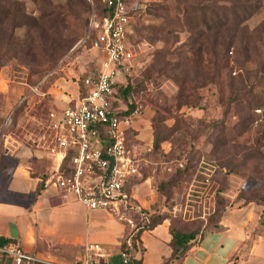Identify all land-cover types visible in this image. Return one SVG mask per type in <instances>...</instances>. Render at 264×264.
<instances>
[{
	"label": "rangeland",
	"instance_id": "rangeland-1",
	"mask_svg": "<svg viewBox=\"0 0 264 264\" xmlns=\"http://www.w3.org/2000/svg\"><path fill=\"white\" fill-rule=\"evenodd\" d=\"M21 1L25 2L27 12L33 17L40 14L37 4L30 0ZM86 1L90 4L88 11L73 9L68 12L67 0H53L60 10L69 13L65 34L73 43L70 49L57 54L51 53L50 49L37 48L31 53L29 65L10 59L0 67V167L5 170H10L24 156L30 162L33 174L49 172L53 161L47 155L37 160L31 154L34 148L45 151L52 146L59 148L49 128L48 114L79 93L83 78L102 66L103 53L95 46L96 38L88 32L92 5L99 12L102 0ZM156 2H166L172 11L159 12L162 16L158 17L152 12L148 13L149 5ZM126 6L139 26L160 23L163 19L167 24V17L179 15L174 10L176 5L173 0H126ZM263 20L264 10H261L245 24L251 30ZM17 33L23 36L25 31L21 28ZM174 35L168 43L160 40L151 43L144 39L133 44L135 57L126 74L127 81L133 87L128 100L134 102L135 107H140L141 111L145 108L150 111L152 137V125L161 134L170 136L159 144L158 149H153L152 144L148 148H141L129 136L128 145L139 161L141 173L133 183L140 184L150 178L146 185L133 193L148 198L154 193L157 199L148 209L133 205L132 208L128 206L127 210L132 213L136 226L149 223L151 217L157 219L165 215L171 218L175 226L185 228L194 224L205 231L213 223L210 217L218 216L215 212L217 200L223 201L221 209L230 201L242 200L237 198L239 194L249 197L256 192L264 194V160H249L244 165L236 166L249 150L260 148L264 151V140L257 142L264 130V112L246 133L233 141L240 143V147L234 148L233 144H229L217 148L215 137L219 131L209 125L225 117L228 88L225 86L221 89L213 82L215 67L201 69L197 75L192 72L185 75L187 68L177 67L179 61L174 55L168 57L164 71H158L160 62L156 52L159 49L189 47L184 46L191 40L188 32ZM258 52L257 59L262 61L264 38ZM227 75L226 70L222 71L221 79L225 80ZM257 112L260 113V110ZM225 121L228 137L236 118L232 115L226 117ZM10 140L13 141L11 147L8 146ZM233 155L235 158L231 159ZM204 163L214 165L212 189L215 193L206 203L209 207L206 215L192 218L189 214L183 215L185 194L193 179L201 177L198 170H202L200 165H206ZM160 184L165 194L158 191ZM197 209L201 210V207ZM180 220L188 224L185 226L179 223Z\"/></svg>",
	"mask_w": 264,
	"mask_h": 264
},
{
	"label": "trees",
	"instance_id": "trees-1",
	"mask_svg": "<svg viewBox=\"0 0 264 264\" xmlns=\"http://www.w3.org/2000/svg\"><path fill=\"white\" fill-rule=\"evenodd\" d=\"M30 1L39 7L40 14L37 17L27 12L25 2L21 0H0V67L10 59H16L23 65H29L31 53L37 48L50 49L51 53L63 54L73 45L65 34L68 28L66 21L68 12L73 9L84 11L90 9V4L86 0H67L66 3L69 6L66 13L60 10V6L55 5L53 0ZM124 2L126 4V0ZM173 2L176 5L174 10L179 12V15L167 17V24L163 19L160 23L152 22L139 26L129 11L132 19L127 32L128 39L132 44H137L144 39L151 43L158 40L168 43L171 38L175 37V33L188 32L191 40L184 45L189 46L187 49H181L178 46L174 49H159L156 52L160 62L157 70L163 69L164 71L167 59L172 55L177 56L179 61L177 67L187 68L185 75L190 72L197 75L201 69L209 66L215 67L216 75L213 82L217 83L221 89L225 86L228 88V99L225 103V117L209 126L219 131L215 137L217 148L221 149L229 144H233L234 148L240 147V143L233 141L246 133L257 121L261 112H264V59L262 61L257 59L259 44L264 38V20L251 30L245 24L253 15L264 10V0H173ZM93 6L90 18L94 15L96 20H100L101 17L112 13V8L107 6L103 0L99 12L95 11ZM148 11L158 17L162 16L158 14L159 12L169 13L172 8L166 2H156L149 5ZM21 28L25 31L23 36L17 33V30ZM88 30L89 35L96 38V30L90 28L89 24ZM177 42L174 41V43ZM207 55L210 56L209 59ZM224 70L228 75L225 80H222L221 72ZM132 90L133 87L127 81V77L125 83H117L112 108L120 114H130L135 108V103L128 100V94ZM257 110H260V113ZM232 115L236 121L231 126L232 133L227 137L225 118ZM152 128V147L158 149L159 144L170 135L161 134L155 125H152ZM260 140H264V130L257 142ZM73 155L74 151H67L62 158L59 175L72 171ZM230 158L235 157L233 155ZM249 160H264V151L260 148L249 150L244 153L241 162L236 166L244 165ZM2 169L0 167V172ZM45 180L46 175H40L35 195L45 188ZM158 191L165 194L162 184L158 186ZM237 198L244 202L253 201L264 206V194L259 192H256L253 197L239 194ZM222 204V199L217 200L218 207L215 212L218 216L217 218L210 217L212 225L217 224L223 212L224 206L220 209ZM164 219L170 221L172 253L163 264H179L190 248L191 241L204 230L194 224L186 226L185 224L188 223L181 220L179 223L186 227L175 226L171 218L165 215L157 219L151 217L149 223L136 226V231L131 234L132 246L129 247L124 240L121 243V251L131 254L136 250L135 242L139 240L141 232L153 228ZM261 222H263L262 219Z\"/></svg>",
	"mask_w": 264,
	"mask_h": 264
},
{
	"label": "crops",
	"instance_id": "crops-1",
	"mask_svg": "<svg viewBox=\"0 0 264 264\" xmlns=\"http://www.w3.org/2000/svg\"><path fill=\"white\" fill-rule=\"evenodd\" d=\"M100 69H93L86 76H94ZM77 97L78 92L56 110L74 105ZM149 118L150 111L146 108L132 118L127 131L128 148L129 136L141 148L152 144ZM12 142L10 140L8 146ZM31 154L37 160L47 155L53 164L49 172L33 174L30 162L21 156L10 170L2 169L1 240L16 241L25 252L35 257L65 264L80 260L86 244L98 243L111 264H120L121 243L136 231L128 206L148 209L157 199L154 193L151 198L133 193L146 185L150 178L140 184L126 186L128 205L119 201L113 210H89L74 195L66 194L57 187L62 150L55 146L49 151L34 148ZM42 174L46 175L45 188L35 195ZM169 227V219H164L141 232L138 246L131 253L135 264H163L172 253ZM201 232L191 241L179 264H264L263 205L253 201H230L224 206L217 224ZM0 264H14V261L7 255H0Z\"/></svg>",
	"mask_w": 264,
	"mask_h": 264
},
{
	"label": "built area",
	"instance_id": "built-area-1",
	"mask_svg": "<svg viewBox=\"0 0 264 264\" xmlns=\"http://www.w3.org/2000/svg\"><path fill=\"white\" fill-rule=\"evenodd\" d=\"M103 1L112 8V13L100 20L92 15L89 23L96 30L95 46L105 55L102 68L96 75L83 79L74 105L48 114L49 128L63 157L67 151H74L72 171L58 175L57 187L74 195L89 210H113L119 201L128 205L126 186L140 176L139 161L132 156L126 141L131 120L140 114V107H135L130 114H120L112 108L115 85L126 82L135 57L134 46L127 36L132 17L124 0ZM204 164L198 170L201 177L193 179L185 194L183 215L189 214L192 218L206 215L209 208L206 203L215 193L212 189L214 165ZM125 242L132 246L131 235ZM135 245L137 248V241ZM0 255L11 257L14 264H65L35 257L16 241L1 242V232ZM120 256V264H135L130 253L121 251ZM66 264L111 263L98 243H88L80 260Z\"/></svg>",
	"mask_w": 264,
	"mask_h": 264
}]
</instances>
